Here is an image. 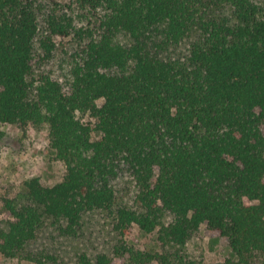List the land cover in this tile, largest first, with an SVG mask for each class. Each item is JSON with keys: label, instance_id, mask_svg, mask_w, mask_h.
Here are the masks:
<instances>
[{"label": "trees", "instance_id": "16d2710c", "mask_svg": "<svg viewBox=\"0 0 264 264\" xmlns=\"http://www.w3.org/2000/svg\"><path fill=\"white\" fill-rule=\"evenodd\" d=\"M0 124L45 127L65 167L4 198L1 256L65 264L43 228L106 214L115 244L76 264H205L202 231L264 264V0H0Z\"/></svg>", "mask_w": 264, "mask_h": 264}, {"label": "rangeland", "instance_id": "374dc122", "mask_svg": "<svg viewBox=\"0 0 264 264\" xmlns=\"http://www.w3.org/2000/svg\"><path fill=\"white\" fill-rule=\"evenodd\" d=\"M66 2L67 0H60ZM100 104L103 103L101 100ZM49 135L45 127L27 128L18 125L0 124V227L6 226L12 218L3 212L4 198L14 199L21 204L26 200L24 183L38 177L44 186H53L63 180L65 167L49 147ZM132 191L125 194L131 197ZM49 224V223H48ZM55 230L45 226L38 236L34 248H45L58 254L61 262L76 264V256L84 251L90 254L109 251L115 244L113 223L106 215L94 214L86 219L84 234L79 238L54 239ZM155 234H144L135 226L128 241L144 250L161 251ZM189 258L205 264H222L232 258L228 244L221 239H211L202 231L184 248ZM0 264H36L23 258H7L0 255ZM152 264H159L154 262Z\"/></svg>", "mask_w": 264, "mask_h": 264}]
</instances>
